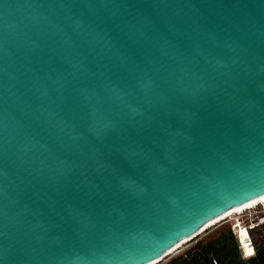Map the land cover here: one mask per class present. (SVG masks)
Segmentation results:
<instances>
[{
	"label": "water",
	"instance_id": "obj_1",
	"mask_svg": "<svg viewBox=\"0 0 264 264\" xmlns=\"http://www.w3.org/2000/svg\"><path fill=\"white\" fill-rule=\"evenodd\" d=\"M264 197V0H0V264H157Z\"/></svg>",
	"mask_w": 264,
	"mask_h": 264
},
{
	"label": "trees",
	"instance_id": "obj_2",
	"mask_svg": "<svg viewBox=\"0 0 264 264\" xmlns=\"http://www.w3.org/2000/svg\"><path fill=\"white\" fill-rule=\"evenodd\" d=\"M166 264H264V237L255 240L254 256L243 259L238 240L231 227L226 225L207 238L198 240L183 254L171 258Z\"/></svg>",
	"mask_w": 264,
	"mask_h": 264
},
{
	"label": "rangeland",
	"instance_id": "obj_3",
	"mask_svg": "<svg viewBox=\"0 0 264 264\" xmlns=\"http://www.w3.org/2000/svg\"><path fill=\"white\" fill-rule=\"evenodd\" d=\"M239 221V222H238ZM243 224H254L258 226L255 231L251 232L252 236L255 240H261L264 237V203H258L254 206H251L240 213L232 214L214 225L206 228L200 235L196 238L184 243L179 248L174 250L172 253L167 255L161 262L157 264H166L171 258L177 257L183 254L186 250H188L192 245H194L198 240L205 239L209 235L213 234L217 229L223 226H232L236 223Z\"/></svg>",
	"mask_w": 264,
	"mask_h": 264
},
{
	"label": "built area",
	"instance_id": "obj_4",
	"mask_svg": "<svg viewBox=\"0 0 264 264\" xmlns=\"http://www.w3.org/2000/svg\"><path fill=\"white\" fill-rule=\"evenodd\" d=\"M238 222L232 225L231 229L238 240L242 258L248 259L255 254V238L252 236L251 232L258 226L254 224H241Z\"/></svg>",
	"mask_w": 264,
	"mask_h": 264
},
{
	"label": "bare ground",
	"instance_id": "obj_5",
	"mask_svg": "<svg viewBox=\"0 0 264 264\" xmlns=\"http://www.w3.org/2000/svg\"><path fill=\"white\" fill-rule=\"evenodd\" d=\"M258 203H259V204H260V203H264V197H262V198H260V199H258V200L251 201L250 203H248V204H246V205H243V206H240V207H236V208H234L232 211H230V212L227 213L226 215H224V216H222V217H220V218H218V219L212 221L211 223H209V224L206 226V228H208V227L214 225L215 223L219 222L220 220H222V219H224V218H226V217H228V216H231L232 214L240 213V212H242L243 210H245V209H247V208H249V207H251V206H254V205L258 204ZM186 242H187V241H184V242H182L180 245L176 246L174 249H172V250L170 251V253H172L174 250H176L177 248H179L181 245H183V244L186 243ZM170 253H169V254H170Z\"/></svg>",
	"mask_w": 264,
	"mask_h": 264
}]
</instances>
